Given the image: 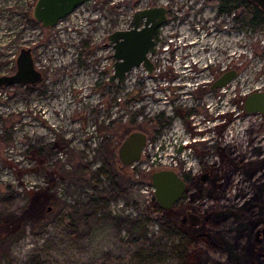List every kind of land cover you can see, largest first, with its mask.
Instances as JSON below:
<instances>
[{
    "label": "rangeland",
    "instance_id": "1",
    "mask_svg": "<svg viewBox=\"0 0 264 264\" xmlns=\"http://www.w3.org/2000/svg\"><path fill=\"white\" fill-rule=\"evenodd\" d=\"M211 1L90 0L56 26L44 28L32 17L36 0H0V76L15 72L16 58L27 48L43 75L31 88L0 87V264H176L168 236L160 231L163 217L151 204L150 175L159 170L153 161L159 152L154 116L158 111L171 116L170 97L187 107L196 102L199 86L209 79L201 68L207 43L214 48L218 43L227 61L238 65L232 83L239 90L238 116L229 108L228 123L211 133L214 142L246 157L254 148H264V115L243 110L246 96L264 91V28H236L237 22L218 15ZM155 5L186 18L188 35L173 45L169 36L162 39L160 66L150 55L157 68L152 74L133 68L123 83L108 84L115 62L108 35L129 29L135 11ZM217 25L222 32L209 41L207 29L214 31ZM172 26L162 27L165 36ZM173 48L179 59L174 63L169 56ZM188 56L202 64L184 68ZM134 131L147 135L148 147L139 163L120 172L117 149ZM172 139L168 134L161 139L163 157H187L189 166L178 161L174 171L182 178L190 171L199 179L205 172L200 162L215 159L211 148L192 144L191 152L181 155ZM40 145H51L53 154L34 155L31 146ZM230 179L227 200L247 191L240 174ZM197 181L186 183L182 202L197 191ZM208 203L197 200L193 206L202 210ZM140 218L148 219L144 227ZM263 226L264 221L258 229ZM253 238L256 242L255 233ZM188 247L226 259L199 233Z\"/></svg>",
    "mask_w": 264,
    "mask_h": 264
},
{
    "label": "trees",
    "instance_id": "2",
    "mask_svg": "<svg viewBox=\"0 0 264 264\" xmlns=\"http://www.w3.org/2000/svg\"><path fill=\"white\" fill-rule=\"evenodd\" d=\"M213 3H217L222 12L237 11L240 28L253 32L263 30L264 13L251 1L216 0ZM31 151L40 158L53 154L51 145L31 146ZM220 153L224 157L223 165L208 170L210 179L201 182L197 177L184 176L187 183L198 180L197 191L188 194L186 201L170 210H161L154 201L151 203L152 210L163 217L160 231L168 236L169 252L176 257V264H264V241L255 242L253 238L264 221V155H261L259 147L254 148L249 157L242 153L234 155L230 146H224ZM232 173L241 175V182L247 185V191L241 189L233 200H227ZM203 199L211 203L202 210L193 206L195 201ZM100 203L105 206L107 201L101 200ZM190 210L201 216L198 225L181 222V217ZM140 220L144 227L148 219ZM206 223L210 226L205 228ZM198 233L208 246L223 251L226 259L219 260L201 249L189 251L188 245L193 235Z\"/></svg>",
    "mask_w": 264,
    "mask_h": 264
},
{
    "label": "water",
    "instance_id": "3",
    "mask_svg": "<svg viewBox=\"0 0 264 264\" xmlns=\"http://www.w3.org/2000/svg\"><path fill=\"white\" fill-rule=\"evenodd\" d=\"M90 0H36L32 11L33 19L44 28L56 26L61 20L71 15L78 6ZM264 13V0H249ZM167 21L166 8L154 6L137 10L132 14L131 27L116 30L108 35V42L113 49L115 62L111 68L109 82L121 84L133 69L142 67L148 74L154 72L150 55L155 53L154 32ZM222 84L232 78L231 73ZM43 81V75L35 68L30 48L21 49L16 58V70L11 75L0 76V87L11 85L36 86ZM244 110L248 114H264V91L250 94L244 101ZM147 144V135L141 131L129 133L117 149L118 170L125 171L142 158ZM206 175L201 177L205 181ZM153 187L152 200L161 210H170L177 205L184 194L186 183L173 170H158L150 175ZM200 215L187 212L181 222L190 225L200 223ZM264 238V226L255 232L257 237Z\"/></svg>",
    "mask_w": 264,
    "mask_h": 264
},
{
    "label": "flooded vegetation",
    "instance_id": "4",
    "mask_svg": "<svg viewBox=\"0 0 264 264\" xmlns=\"http://www.w3.org/2000/svg\"><path fill=\"white\" fill-rule=\"evenodd\" d=\"M215 1L216 0H213L209 3L217 7V14L226 15L228 19L235 20V22H237L238 24L236 28H239V23L237 20L238 19L237 11L232 9L231 11L222 12L218 4L213 3ZM155 6H162V5H155ZM149 7H154V6H146V8ZM164 7L166 8L167 21L165 24L157 28L153 35L155 41V53L153 54V56L157 58L156 59L157 66H160L158 59L160 58V54H161L159 46L162 39L169 36L170 37L169 43L170 45H173L178 37L185 38L186 35H188L187 33L188 31L186 30L185 25L188 24L189 21H187L186 18H177L175 16H172V11H170V8L168 6H164ZM168 22L172 23L173 26L171 30L168 32V34H166L165 36V33L162 31V27L166 25ZM232 29H235V26H232ZM207 31H208L207 34L208 39L209 41H211L214 38V35L217 37L219 36V34L222 32V29L220 25H217L214 31L210 32L209 29H207ZM194 42L195 41L191 42V44ZM203 43L204 42H202V44ZM217 45L218 43L215 45L214 48L211 47L209 43H207L204 47L205 48L204 51L202 52L203 54L207 53L206 55L207 58L202 57L204 56L203 54L201 55L202 59L203 58L205 59V63L203 64V66L201 65V68H203V70L208 72L209 79L201 83V85L199 86L200 91H199V96L196 97L195 99L196 102L192 101L190 104L191 107L189 106L187 107L186 104L178 103L179 101L177 97H170L169 105L171 107V116H168L167 118L165 112L163 111L156 112L154 116L155 119L157 120V125L159 124L158 129L154 132L155 139L157 140L155 142V144L157 145L156 146L157 151L164 150V146H163L164 144L162 145L161 143V139L164 137V134L173 136L172 139L173 145L171 146H174L180 154L183 151L191 152L192 144L195 145L197 143H201L205 147L211 148L212 153L215 154L214 155L215 159L210 157L200 162L201 167L205 171L202 175L199 176V180L201 182H205L206 180L210 179L211 173L210 171H208L209 169L212 170V169L220 168L223 165V161H224V157L220 153L222 152L223 149V147L220 144L221 141L216 140V142H214L211 133L214 132L215 130H221L222 129L221 127L225 125V122L229 120L227 117L228 114L230 113L229 108L233 107V109H236L238 116L239 90L237 85L232 84L234 83V81L237 79L238 76V65L235 64L234 61L229 63V61H227V58H225V54L223 50L219 49ZM184 49H186V47H184ZM169 56L173 61V63L175 62V59L179 60L177 58L178 57L177 52L174 48L171 50V53H169ZM192 56L191 57L188 56V60L186 61L187 63H185L184 68H188L190 64L195 66L197 65L199 61L194 60ZM199 64L202 63L199 62ZM156 69L157 68H155L154 65V70L156 71ZM108 73H110V69L108 70ZM227 73H231L232 78L229 81H227L225 85H220L222 84L221 82H223L224 79L228 78L229 74ZM172 79L173 81L171 83L174 84L175 77L173 76ZM107 83L111 84L109 82V78L107 80ZM186 84L192 87V83L189 82ZM195 90H197V86H195ZM258 115H264V114H258ZM236 118L238 120V117ZM176 120L179 123H177ZM233 123H234V119L232 120V125ZM184 132L187 133L186 137L183 134ZM231 150L234 151V155H238L237 150L233 148ZM260 151L262 152L261 155L262 154L264 155V148H260ZM178 161L180 162L181 165L184 164L183 160L179 159ZM216 166L217 168H215ZM204 174L206 175V178L205 181H202L201 177ZM185 175H190V176L192 175L190 174V171L183 174V179L185 183H187L186 179L184 178ZM192 177H196V176H192ZM183 197L184 194L182 196V199ZM182 199L180 202H182ZM257 239L258 240L256 242L264 241V238H262V236L260 235L259 237H257Z\"/></svg>",
    "mask_w": 264,
    "mask_h": 264
},
{
    "label": "built area",
    "instance_id": "5",
    "mask_svg": "<svg viewBox=\"0 0 264 264\" xmlns=\"http://www.w3.org/2000/svg\"><path fill=\"white\" fill-rule=\"evenodd\" d=\"M154 72H155V70H154ZM147 147H148V143L146 144V147L144 148L143 153L145 152V150L147 149ZM163 153H164V150H161V151H159L157 153V157L154 156V158H153V161L157 162V164H158V167L157 168L159 170H173L174 171V169L177 167V165H179L178 159H175L174 156H171V157H168V158L163 157ZM182 153H181V155H182ZM140 161L135 162L130 167H133V165L139 163ZM183 161H184V164L182 166H187L188 167L190 163H188L186 157L184 158ZM171 168H173V169H171Z\"/></svg>",
    "mask_w": 264,
    "mask_h": 264
}]
</instances>
